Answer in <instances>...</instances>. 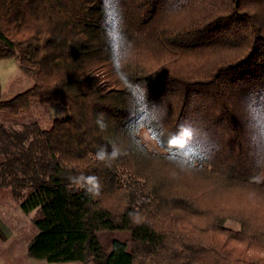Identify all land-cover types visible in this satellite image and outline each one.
<instances>
[{
  "label": "trees",
  "instance_id": "16d2710c",
  "mask_svg": "<svg viewBox=\"0 0 264 264\" xmlns=\"http://www.w3.org/2000/svg\"><path fill=\"white\" fill-rule=\"evenodd\" d=\"M11 56L35 82L0 112L68 110L0 122V187L33 212L28 256L264 264V0H0ZM89 176L99 195L75 182ZM111 231L126 233L107 248Z\"/></svg>",
  "mask_w": 264,
  "mask_h": 264
},
{
  "label": "rangeland",
  "instance_id": "374dc122",
  "mask_svg": "<svg viewBox=\"0 0 264 264\" xmlns=\"http://www.w3.org/2000/svg\"><path fill=\"white\" fill-rule=\"evenodd\" d=\"M34 82L35 79L32 73L23 69L15 57L0 58V99L11 98L15 94L30 88ZM67 113L68 110L64 106L33 102L26 110L16 116L0 112V122L19 126L23 122L37 121L45 128L49 126L53 119L63 117ZM141 137L149 148L159 149L156 142L145 130H142ZM32 214L33 212L25 214L21 211L18 202L8 187H0V229L9 228V231L16 232L11 239L0 242L3 261H11L10 259H12L10 264H93L91 261L49 263L40 259H33L32 261L35 262L25 260V251L27 249L25 245L36 232L31 220ZM224 226L232 230L239 229V225L230 220L225 221ZM124 233L126 231H111L110 233L102 234V239L106 244L109 236L120 237ZM105 246L109 248V244ZM10 252H12L13 256H11Z\"/></svg>",
  "mask_w": 264,
  "mask_h": 264
},
{
  "label": "clouds",
  "instance_id": "9594fccd",
  "mask_svg": "<svg viewBox=\"0 0 264 264\" xmlns=\"http://www.w3.org/2000/svg\"><path fill=\"white\" fill-rule=\"evenodd\" d=\"M101 126H103L101 124ZM118 151L113 150L112 157L115 158L118 155ZM106 156V150L101 149L97 153V159L104 160ZM75 182L79 183L82 187L87 186V191L93 193L94 195H99L100 192V183L97 177L95 176H89L87 178H80L77 179Z\"/></svg>",
  "mask_w": 264,
  "mask_h": 264
},
{
  "label": "crops",
  "instance_id": "0c3cea01",
  "mask_svg": "<svg viewBox=\"0 0 264 264\" xmlns=\"http://www.w3.org/2000/svg\"><path fill=\"white\" fill-rule=\"evenodd\" d=\"M9 228H4V229H0V242H4V241H7V240H9V239H11L12 238V236H14L15 235V233L16 232H11V231H9L8 230ZM27 244H28V242L26 243V248H27ZM25 248V249H26ZM1 249V248H0ZM10 254H11V256H13L12 255V252H10ZM2 251H0V264H5V263H7V264H10L11 263V261H12V259H10L11 261H3V259H2ZM34 258H31L30 256H28V254H27V249H26V251H25V260H28L29 262L31 261V262H35V261H32Z\"/></svg>",
  "mask_w": 264,
  "mask_h": 264
}]
</instances>
